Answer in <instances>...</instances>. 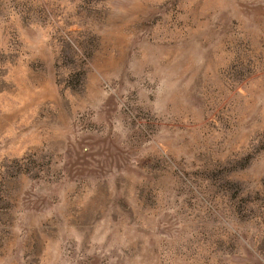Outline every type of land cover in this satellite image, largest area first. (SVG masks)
Returning a JSON list of instances; mask_svg holds the SVG:
<instances>
[{
	"label": "rangeland",
	"instance_id": "1",
	"mask_svg": "<svg viewBox=\"0 0 264 264\" xmlns=\"http://www.w3.org/2000/svg\"><path fill=\"white\" fill-rule=\"evenodd\" d=\"M0 264H264V0H0Z\"/></svg>",
	"mask_w": 264,
	"mask_h": 264
}]
</instances>
